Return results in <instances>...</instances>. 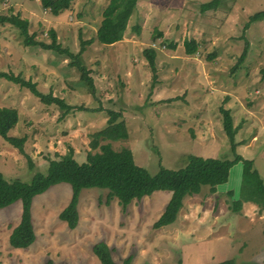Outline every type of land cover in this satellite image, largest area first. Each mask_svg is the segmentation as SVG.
I'll use <instances>...</instances> for the list:
<instances>
[{
	"label": "rangeland",
	"instance_id": "rangeland-1",
	"mask_svg": "<svg viewBox=\"0 0 264 264\" xmlns=\"http://www.w3.org/2000/svg\"><path fill=\"white\" fill-rule=\"evenodd\" d=\"M109 1L73 0L57 17L40 0L0 2V18L19 15L39 42L49 44V31H54L62 48L76 54L81 42L93 40L81 60L91 72L94 92L81 83L68 59L24 47L18 30L0 23V72L30 80L42 94L51 93L71 107L63 114L59 106L44 105L28 89L0 79V108L16 109L19 118L9 136L25 138L20 153L0 137L5 179L29 183L34 174L46 173L50 160L72 151L81 164L107 143L115 151L130 149L135 165L149 173L160 165L183 167L186 155L232 159L223 108L239 127L235 153L251 160L264 182V19L245 27L250 16L264 11V0H140L123 40L104 46L95 35ZM212 1L216 7L202 12V5ZM185 40L198 44L194 55H185ZM172 44L175 48H168ZM147 49L156 53L154 72L144 56ZM108 111L121 114L118 121L128 139L98 138L93 150L94 134L106 126ZM241 188L242 165L237 163L215 193L205 186L199 195L186 197L176 221L157 230L152 225L169 193L155 192L122 209L116 199L106 202L107 191L83 189L78 224L70 230L59 214L71 188L58 184L34 198L35 241L26 250L8 244L20 219V202L0 210V264L48 259L100 264L92 253L96 243L112 248L116 264L130 256L131 264H264V206L243 202L234 212L231 201H242Z\"/></svg>",
	"mask_w": 264,
	"mask_h": 264
},
{
	"label": "trees",
	"instance_id": "trees-1",
	"mask_svg": "<svg viewBox=\"0 0 264 264\" xmlns=\"http://www.w3.org/2000/svg\"><path fill=\"white\" fill-rule=\"evenodd\" d=\"M3 0H0L2 2ZM73 0H40L41 7L50 14L57 17L68 10ZM140 0H110L102 12V20L97 28L95 40L104 46H112L121 42L131 17L137 9ZM217 1L203 4L201 11L205 12L214 9ZM264 11L258 12L249 17L245 27L253 22L263 20ZM0 23H8L16 28L22 38L24 47H38L43 51L52 52L60 57L69 60L68 65L80 74V81L90 91L94 92L91 72L84 66L81 56L86 45H91L93 40L81 42L79 51L74 54L57 42L55 32L49 31L51 42L45 44L36 40L34 34H29L27 20L20 19L19 15H10L0 18ZM133 30L139 31L138 27ZM162 35L159 34L158 37ZM185 55L192 56L197 52L198 44L194 41L183 42ZM168 48L174 49L175 45ZM247 55V45L239 58L242 62ZM144 56L149 67L155 71L156 53L153 49L144 51ZM0 79L18 84L26 88L39 101L47 106L57 105L67 114L71 107L62 100L54 98L51 93L42 94L36 88V84L30 80L15 77L13 74L0 72ZM222 115V126L225 134L231 143L232 159L228 158H202L194 155L183 157V167L178 169H166L159 166L155 173H149L146 169L135 165L130 149L123 148L119 151L112 149L109 143L101 145L99 152L89 153L84 163H78L73 158V153L60 156L58 160H50L45 174L36 173L29 183L21 180H7L0 172V210L13 206L20 202L21 213L16 227L9 235L8 244L13 249L26 250L35 241V234L32 223V204L34 198L45 193L51 187L58 184H67L71 188V196L68 205L60 212L59 220L66 223L70 230L78 224V202L83 189H100L107 191L106 202L114 199L119 206L125 209L133 201H140L155 192H167L170 199L163 209L159 218L153 223V229H161L173 224L186 197L197 196L201 193L202 187L208 186V193H215L216 187L225 184L229 177L232 166L237 163L242 165V201L232 200V209L238 212L242 203L252 202L264 206V182L258 171L254 168L251 160H246L235 153L238 146L235 143V136L239 127L233 126V119L230 110L220 109ZM118 112L108 111L106 126L94 134L91 143L93 150L98 148L97 139L103 138L116 142L127 140L128 132ZM18 112L14 108H0V137L12 147L22 153V146L25 138L10 137V131L18 123ZM33 169V165L30 164ZM231 197V193H228ZM232 199V198H231ZM92 253L100 264H116L112 257V248L104 243H96L92 247ZM131 256L127 257L122 264H131ZM44 264H53L48 259ZM218 264H235L233 260H226Z\"/></svg>",
	"mask_w": 264,
	"mask_h": 264
},
{
	"label": "crops",
	"instance_id": "crops-1",
	"mask_svg": "<svg viewBox=\"0 0 264 264\" xmlns=\"http://www.w3.org/2000/svg\"><path fill=\"white\" fill-rule=\"evenodd\" d=\"M113 46V45H112ZM250 118V117H249Z\"/></svg>",
	"mask_w": 264,
	"mask_h": 264
}]
</instances>
